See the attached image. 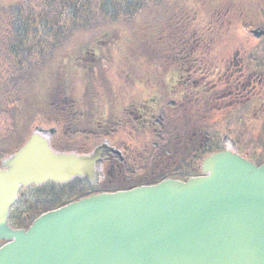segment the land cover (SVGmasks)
<instances>
[{"label":"trees","instance_id":"16d2710c","mask_svg":"<svg viewBox=\"0 0 264 264\" xmlns=\"http://www.w3.org/2000/svg\"><path fill=\"white\" fill-rule=\"evenodd\" d=\"M206 19L221 30L229 22H238L245 30L263 27L264 0H0V160L19 150L41 126L54 130L52 145L59 151L87 153L109 141L121 150L125 174L122 180L107 176L90 182L76 177L68 183L32 185L37 205L17 212L15 204L10 216L14 227L23 228L47 210L102 191L200 175L201 162L223 149L226 135L240 138L244 133L240 149L258 160L253 157L257 141L235 113L218 126L209 119V111L187 112L180 100L170 110L168 95L146 107L134 103L126 107L104 69L102 54L112 45L109 34H142L150 58L158 63L182 57L190 41L185 36L187 23ZM95 36L100 52L77 44L80 37ZM253 56L264 59V38ZM77 71L83 74L85 104L71 100V77ZM99 77L111 99L101 111L95 98ZM252 120L256 124L257 116ZM45 194L54 208L39 207L38 199Z\"/></svg>","mask_w":264,"mask_h":264},{"label":"water","instance_id":"95a60500","mask_svg":"<svg viewBox=\"0 0 264 264\" xmlns=\"http://www.w3.org/2000/svg\"><path fill=\"white\" fill-rule=\"evenodd\" d=\"M257 36L264 29H254ZM38 127L0 167V264H264V164L233 151L207 156L188 181L103 192L9 224L22 186L98 176L92 153L57 152Z\"/></svg>","mask_w":264,"mask_h":264},{"label":"rangeland","instance_id":"374dc122","mask_svg":"<svg viewBox=\"0 0 264 264\" xmlns=\"http://www.w3.org/2000/svg\"><path fill=\"white\" fill-rule=\"evenodd\" d=\"M5 1L7 3H11L16 0ZM209 21L210 20L206 19L204 20V22H202L204 24L201 25H205ZM198 28L202 27L198 26L197 29ZM224 28L225 29H223V32L221 31V33L217 32L216 34L209 32L207 34H204V32H202L201 34L204 39H206V42H209L210 49L208 56H211L220 61L219 64L223 69L226 70L227 68H230L235 71V68H238L239 66L235 65L234 61L238 62L241 59H248L251 51L255 50L263 41V37L256 38L252 34L245 32L242 29V25L238 22H229V27L227 26ZM109 35L111 36L110 38L112 40H110L109 42H111L112 45L109 46L107 50L103 51L102 55L105 64L104 69L109 74V77L113 83L112 86L114 88V94L121 100V104L127 107L134 103L136 105L146 107L149 105V102L151 100L159 99L162 96L168 95L169 100L166 99L169 104L168 108H170V110L172 111L175 110L173 103L171 102L172 98L170 99L169 96V94L171 93H176L172 92L171 90H174L175 85L172 86V84H170L171 72L169 66L166 65V61L161 60L157 63L154 62L152 58H150L148 44L144 42L143 35L138 32H120V34H117V36H115L114 33ZM110 38L107 36L106 40H109ZM97 40L98 37L96 36L87 38L80 37L79 39H77V44H89L91 48L98 50L95 45ZM109 42H106V44L108 45ZM98 52H100V50H98ZM70 53L72 55L73 52ZM227 62H229V65H226ZM73 73L74 76L73 78L71 77V97L73 98L71 100L85 104V83L83 81V74L81 71ZM99 80L100 81H98L96 85L95 98L98 101V109L99 111H101L104 110V106H106L107 102L111 99H109V89L104 86V83L101 81L102 79L100 77ZM178 95L180 96V94ZM260 116H262L261 109L259 111L257 121L260 119ZM257 121L248 133L254 135V138L257 141V145H255L256 149L261 152V155L259 157L261 161H263L264 123H257ZM47 137H51L50 133H47ZM247 138L248 136L245 137V141H250V139ZM225 143L226 149L235 151L237 150L235 145L231 143L228 138L225 139ZM52 147L57 150L55 146L52 145ZM93 149L91 151H93ZM119 154L122 155L121 150H119ZM103 157L104 160L98 165V170L100 171V177L98 178V181L106 179L107 176H112L115 180H122L125 174H122L121 158L117 154L109 153H105ZM4 160L5 159L0 160V166H2ZM35 193H37L36 188H34L33 186L21 188L19 199L16 202L15 210L18 212V209L19 211H24L28 210L29 208L35 207L37 205V199H35L34 197ZM57 193L60 194L59 191H57ZM45 198L46 194L38 199V202L41 203L39 204V207L41 206L43 209L54 208L55 206L53 205V203H47ZM33 219L31 218L27 225L24 226V228H28L31 225ZM4 242L5 241H0V246H2Z\"/></svg>","mask_w":264,"mask_h":264},{"label":"flooded vegetation","instance_id":"af4514ba","mask_svg":"<svg viewBox=\"0 0 264 264\" xmlns=\"http://www.w3.org/2000/svg\"><path fill=\"white\" fill-rule=\"evenodd\" d=\"M187 24L185 36L190 41L186 43L185 54L165 60L171 72L170 84L175 85L171 90L181 95L180 101L184 103L185 110L209 111V119L218 126L235 113L233 115L244 119L248 133L255 124L252 117H258L261 109L263 113L257 123H264V59L259 61L252 50L248 59L234 61L239 66L235 71L230 68L225 70L220 61L208 56L209 42L201 34L221 33V27L210 23L201 25L204 24L201 21ZM198 26L202 28L197 29ZM257 153L261 154L260 151Z\"/></svg>","mask_w":264,"mask_h":264}]
</instances>
